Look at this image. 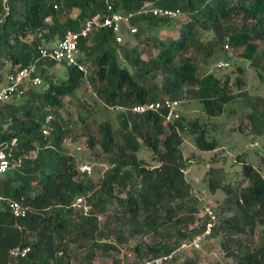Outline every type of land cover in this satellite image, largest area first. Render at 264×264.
I'll use <instances>...</instances> for the list:
<instances>
[{
    "label": "trees",
    "instance_id": "obj_1",
    "mask_svg": "<svg viewBox=\"0 0 264 264\" xmlns=\"http://www.w3.org/2000/svg\"><path fill=\"white\" fill-rule=\"evenodd\" d=\"M107 1L117 11L132 13L130 25L138 31L132 33L128 24L121 30L131 40L118 42L113 29L94 28L79 41L77 63L65 64L67 78L50 75L58 63L48 61L42 85L28 86L21 99L0 101V148L8 144L10 153V168L0 183V264H100L104 256H111L112 264H135L169 255L164 264H197L190 257L179 261L181 245L204 230L188 227L206 205L194 188L197 178L189 176L191 162L182 146L185 134L200 150H214L219 142L209 138L199 119L185 122L176 114L179 107L169 117L162 103L198 99L209 117L218 118L243 98L249 111L238 129L264 135V97L242 90L243 76L236 78L235 92L229 74L200 72L211 59H229L232 50L264 80V0H0V88L11 73L40 60V47H52L69 30L105 12ZM148 4L179 8L182 14L143 13ZM163 23H177L178 33L168 40L153 34L151 29ZM140 44L148 47L147 59ZM227 63L220 69L229 68ZM238 70L243 74L242 67ZM87 82L105 107L118 111L119 129L110 121L97 124L81 116L78 134L64 117L65 97ZM152 102L159 104L156 110L133 111ZM82 137L89 162L107 165L98 180L92 177L94 168L82 173L69 153V142ZM142 145L156 164L139 156ZM239 161L236 182H226L216 169L206 174L212 192L226 193L221 205L212 203L219 219L211 235L222 233L231 264H264V165ZM82 196L90 205L87 212L75 206ZM21 197L29 210L16 217L10 203ZM259 225L263 233L257 247L235 238L254 236ZM18 246L30 252L15 257L12 250ZM123 248L135 254L127 263L120 255Z\"/></svg>",
    "mask_w": 264,
    "mask_h": 264
},
{
    "label": "rangeland",
    "instance_id": "obj_2",
    "mask_svg": "<svg viewBox=\"0 0 264 264\" xmlns=\"http://www.w3.org/2000/svg\"><path fill=\"white\" fill-rule=\"evenodd\" d=\"M151 30L153 34L155 33L160 38L168 40L178 33V24L163 23L154 26ZM132 37L133 36L129 33H125L123 34V41L131 40ZM147 50V45H139V51L145 59L148 58ZM228 56L229 59L223 57L211 59L208 64L202 65L200 72L214 73L222 78L229 74L231 85H233L235 92L238 91V88L234 85L236 78L238 76H243L245 84L242 90L246 89L250 94L264 97V80L260 78L255 69L250 65V62L244 59L239 53H235L232 50L228 51ZM220 61L229 62L231 66L227 69H220L216 66ZM239 67L243 68V74L238 70ZM51 74H54L53 76L57 77V79L67 78L68 71L66 65L63 63L52 65L50 67V75ZM160 80L161 75H158L156 81ZM88 83L89 82L83 87H80L73 96L65 97L63 106L64 117L74 123L75 131L78 134H81V131H83L81 116L85 117L88 121L94 118L97 124L105 120L110 121L115 129H119L117 118L118 111L105 107L102 100L96 95L92 86ZM248 111L243 98H238L230 104L226 112L222 116H218V118L209 117L203 110L202 104L198 99L191 98L180 101L179 109L176 114L181 115L185 122L199 119L207 128L209 138H216L219 142V146L214 150H200L195 144L193 136L185 134V140L182 146L184 157L187 161L191 162L189 176L191 175L193 178H197L198 182L194 188L200 191L205 202L209 200L213 204L221 205L226 198V193L223 190L219 189L216 192H212L208 188L209 177H207L206 174L210 169H216L226 182H236L241 179L242 163H240L239 157L259 167L264 165V157H262L264 156V135L254 136L247 131L242 132L238 129L240 117ZM95 126V123H93L94 129L96 128ZM68 142L69 140L67 143ZM85 144V138L83 137L77 142H69V153L74 156L78 166L85 162H89L91 156L90 150ZM78 145L82 147L81 150H77ZM139 156L149 164H156L153 159V154L144 145H142ZM91 163L95 171L92 177L98 180L107 169V165L94 162ZM203 206L204 205H202L197 215V221L189 225V230L204 226L207 222L208 217L205 213V207ZM229 214L231 213L229 212ZM103 218L104 216L102 215V219ZM262 233L263 226L259 225L254 236L237 235L235 238L252 247H257L261 242ZM196 236L189 241H185L178 249L180 262L186 257H190V259L196 261L197 264H231L233 262L234 259L226 256L223 252L221 245L222 233L203 238L198 248L191 245ZM120 255H122V257L124 256L123 258L127 263V260L131 259L135 254L134 252L128 251L127 248H123L121 249ZM99 262L100 264H112L113 260L111 256H104L100 258Z\"/></svg>",
    "mask_w": 264,
    "mask_h": 264
},
{
    "label": "built area",
    "instance_id": "obj_3",
    "mask_svg": "<svg viewBox=\"0 0 264 264\" xmlns=\"http://www.w3.org/2000/svg\"><path fill=\"white\" fill-rule=\"evenodd\" d=\"M143 13H153L156 16L176 18L182 14L181 10L153 7L147 5L142 9ZM130 14H124L114 9L111 2L107 1V8L105 12H97L87 23L79 30H69L66 34L56 42L52 47H40L41 57L40 60L25 66L18 71L11 73L8 76V84L0 88V101L3 100H15L21 99L25 95V91L28 86L37 87L43 84V75L41 72L48 67V61H56L63 64H76L77 63V51L79 49V41L82 37H87L94 28L108 27L113 29L116 34L118 42H123V36L121 30L124 24H128L131 28V32L138 31L137 26L130 25ZM226 49H230L229 43L225 44ZM218 68H225L228 66L227 62L220 61L216 65ZM178 100L167 98L162 105L169 109V117L178 109ZM159 107L158 103H147L136 105L133 107V111L144 113L148 110H156ZM51 116L47 117V122L50 121ZM43 133L48 135L50 133L49 127H44ZM8 144H5L0 148V183L5 173L10 168V153L7 150ZM80 145L77 146V150H81ZM79 170L82 173L91 174L93 172V164L91 162H85L79 166ZM2 197H0L1 199ZM24 197L11 201L10 208L12 213L16 217H25L29 210V207L24 204ZM77 208L84 209L85 212L89 211L90 205L87 203V199L82 196L75 202ZM205 213L208 217L207 222L204 224V230L198 234L192 241V246L195 248L200 247L203 238L212 234L213 227L218 221V213L216 206H214L209 200L206 201ZM30 247H16L12 250V255L15 257L26 256L30 252ZM172 255L161 256L153 259H147L137 262L135 264H164Z\"/></svg>",
    "mask_w": 264,
    "mask_h": 264
},
{
    "label": "crops",
    "instance_id": "obj_4",
    "mask_svg": "<svg viewBox=\"0 0 264 264\" xmlns=\"http://www.w3.org/2000/svg\"><path fill=\"white\" fill-rule=\"evenodd\" d=\"M55 44H56V42L53 45H55Z\"/></svg>",
    "mask_w": 264,
    "mask_h": 264
}]
</instances>
